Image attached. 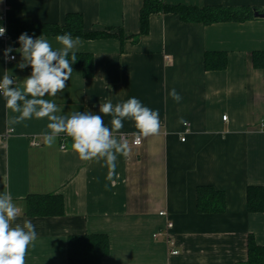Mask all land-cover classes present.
I'll return each mask as SVG.
<instances>
[{
  "label": "crops",
  "instance_id": "crops-1",
  "mask_svg": "<svg viewBox=\"0 0 264 264\" xmlns=\"http://www.w3.org/2000/svg\"><path fill=\"white\" fill-rule=\"evenodd\" d=\"M163 1L264 10V0ZM143 3L4 0L0 12L7 24H63L67 14L79 13L88 31H123L124 42L79 37L76 53H91L95 72L86 77L81 68H73L64 91L45 96L61 109L58 115H99L100 103L115 105L136 97L158 110L161 122L160 133L132 146L130 157L117 156L109 178L105 162L79 159L66 135L46 145L47 118L10 123L18 114L0 94V193H11L21 209L15 223L29 219L37 233L26 264H68L69 238L84 234L108 235L110 253L102 264H240L248 259L249 235L264 245V213L247 208L248 186L264 187V69L253 64V53L264 51V17L206 25L155 13L149 32L138 38ZM42 37L54 49L62 47L56 36ZM9 46L20 47L11 38H0V80L7 73L22 87L31 68L17 67L21 57L16 51L9 54L15 60H6ZM207 52H225L228 66L206 70ZM172 89L182 97L179 103L169 95ZM181 117L185 123L179 122ZM103 119L111 127V117ZM123 124L120 131L132 136L134 122ZM202 185L226 193L224 213L198 211L197 188ZM52 193L64 197L63 215L25 214L29 194ZM169 221L174 226L167 233ZM173 249L179 254H172Z\"/></svg>",
  "mask_w": 264,
  "mask_h": 264
},
{
  "label": "clouds",
  "instance_id": "clouds-1",
  "mask_svg": "<svg viewBox=\"0 0 264 264\" xmlns=\"http://www.w3.org/2000/svg\"><path fill=\"white\" fill-rule=\"evenodd\" d=\"M5 34L6 28L0 26V37ZM55 39L62 45L61 48L54 49L42 36L34 39L25 32L18 37L19 48L9 46L4 50L6 60H15V56L9 54L16 51L21 57L17 67L21 70L31 68L30 75L23 79L22 87L15 86V80L7 73L0 80V94L6 101V107L18 114L10 118V123L47 118L49 131L43 135L46 145L51 147L61 134L66 135L71 140V150L79 159L103 160L111 178L118 155L130 157L132 146L140 145L142 138L160 133L159 112L145 106L138 98L131 97L115 105L110 100L100 103L99 115L91 111L58 115L61 109L44 97H55L67 87L73 72L72 65L77 61L76 49L80 38L65 33L57 35ZM169 95L177 103L182 99L175 89ZM103 116L111 117V127L105 125ZM124 120L133 121L136 128L131 134V142L127 134L120 131L124 127ZM179 122L185 123L182 117ZM20 216L21 209L14 203L11 193H0V264H26L28 248L37 239L31 220L15 223Z\"/></svg>",
  "mask_w": 264,
  "mask_h": 264
},
{
  "label": "trees",
  "instance_id": "trees-1",
  "mask_svg": "<svg viewBox=\"0 0 264 264\" xmlns=\"http://www.w3.org/2000/svg\"><path fill=\"white\" fill-rule=\"evenodd\" d=\"M264 10L257 7L191 6L169 4L163 0H144L140 10V38L149 32L150 16L155 13H172L185 22L212 24L225 21H247L255 19V13ZM29 36H57L70 33L74 37L100 39L117 37L125 41L122 29L106 27L101 30H86L84 18L79 13L67 14L63 24L44 22H12L8 24V33L16 46H20L18 37L22 33ZM71 55V54H70ZM69 55V59H70ZM77 61L73 68H81L86 77L95 72L94 57L91 53H76ZM253 64L264 69V51L253 53ZM228 66L225 52H207L206 70H223ZM45 99V97H44ZM25 214L32 217L60 216L65 211V200L61 194H29L25 198ZM197 208L200 213H224L227 208L226 193L212 185L197 188ZM247 208L250 213H264V187L250 185L247 189ZM110 253V239L106 234H84L71 236L68 240V264H102L103 258ZM240 264H264V245L257 242L253 234L248 239V259Z\"/></svg>",
  "mask_w": 264,
  "mask_h": 264
},
{
  "label": "built area",
  "instance_id": "built-area-1",
  "mask_svg": "<svg viewBox=\"0 0 264 264\" xmlns=\"http://www.w3.org/2000/svg\"><path fill=\"white\" fill-rule=\"evenodd\" d=\"M3 7H4V0H0V9H2ZM0 26L6 28V34H5L3 37H0V38H2V39L10 38V35H9V33H8V24H7V22H6L5 16H4L1 12H0ZM227 118H228L227 115H225V116L223 117L224 120H227ZM127 138L129 139L130 142H131V140L133 139L132 136H128V135H127ZM183 140H185V138H183ZM34 143L36 144V141H34ZM142 143H143V138H142V142H141V144H142ZM141 144H140V145H141ZM140 145H138V146H140ZM63 146L65 147V145H63ZM64 147H62V148H64ZM160 214H161V215H167L166 212H161ZM173 226H174L173 222H172V221H169L168 224H167L166 227H165V231H166L167 233H169L170 230L173 228ZM169 242H170V244H172L173 246L175 245V241H174V239L170 238ZM172 254H174V255L179 254V250H178V249H173V250H172Z\"/></svg>",
  "mask_w": 264,
  "mask_h": 264
},
{
  "label": "water",
  "instance_id": "water-1",
  "mask_svg": "<svg viewBox=\"0 0 264 264\" xmlns=\"http://www.w3.org/2000/svg\"><path fill=\"white\" fill-rule=\"evenodd\" d=\"M255 15H256L257 17H264V14H261V13H258V12H256Z\"/></svg>",
  "mask_w": 264,
  "mask_h": 264
}]
</instances>
